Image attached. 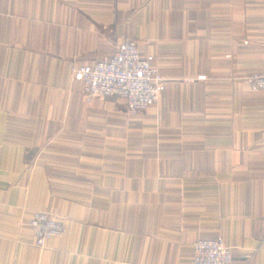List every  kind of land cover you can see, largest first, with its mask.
<instances>
[{"label": "crops", "instance_id": "0c3cea01", "mask_svg": "<svg viewBox=\"0 0 264 264\" xmlns=\"http://www.w3.org/2000/svg\"><path fill=\"white\" fill-rule=\"evenodd\" d=\"M121 39L167 80L135 117L72 79ZM263 70L264 0H0V264H190L217 237L264 264ZM35 211L65 223L42 248Z\"/></svg>", "mask_w": 264, "mask_h": 264}, {"label": "built area", "instance_id": "2783aa9c", "mask_svg": "<svg viewBox=\"0 0 264 264\" xmlns=\"http://www.w3.org/2000/svg\"><path fill=\"white\" fill-rule=\"evenodd\" d=\"M72 79L81 84L82 94L87 101L95 97L121 99L126 113L131 117L155 105L167 82L154 65V57L141 56L136 43L127 39H121L110 58L73 68ZM196 80L205 81L206 77L200 76ZM244 83L250 91H264V70L248 75ZM28 226L33 243L39 248L65 233L62 220L40 211L32 214ZM251 259L250 253H241L235 258L232 248L226 245L222 237H217L196 240L192 245L190 264H250Z\"/></svg>", "mask_w": 264, "mask_h": 264}]
</instances>
